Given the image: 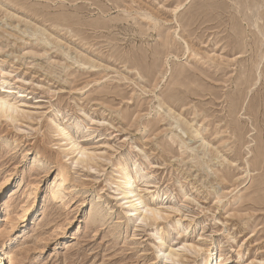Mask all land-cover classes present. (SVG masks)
<instances>
[{
	"label": "rangeland",
	"instance_id": "374dc122",
	"mask_svg": "<svg viewBox=\"0 0 264 264\" xmlns=\"http://www.w3.org/2000/svg\"><path fill=\"white\" fill-rule=\"evenodd\" d=\"M0 92L16 264H264V0H0Z\"/></svg>",
	"mask_w": 264,
	"mask_h": 264
},
{
	"label": "bare ground",
	"instance_id": "6f19581e",
	"mask_svg": "<svg viewBox=\"0 0 264 264\" xmlns=\"http://www.w3.org/2000/svg\"><path fill=\"white\" fill-rule=\"evenodd\" d=\"M10 88H11L10 86L3 85V90H2L4 91L3 93H6L7 90H10ZM3 93L0 92V114L2 116L14 117V111L17 108V106L15 105L14 102L9 101V99L5 97L7 94H3ZM55 129L58 133L63 134L65 140L71 139L70 134L65 132L60 124H57ZM77 149H81L82 154L85 153L84 152L85 150L83 149L82 146H79V144H78ZM118 165H119L118 168L121 169V182L120 183L123 186L125 185L124 187L125 194L127 197L132 199L131 200L132 207H135V210H136V209H139L142 205L141 207L142 215L144 218H148V217L158 218L162 210L159 209L157 206L153 205L151 202L149 201L145 202L144 200H142L141 194L137 191V188L129 186L133 176H131L130 172L122 165V163H119ZM60 175L62 178L60 185H62L64 182H66L67 178L64 174H60ZM59 194H60L59 190H54L52 192L53 199L58 198ZM10 202H11L10 195L7 194L6 198L4 199L3 205L9 206ZM207 250H208V257L204 260L202 264H216L215 254H214V250H215L214 245L211 244L210 246H208ZM172 253L173 252H170V255H172ZM16 258H17V254L7 251V249L4 248L0 242V264H16L15 263Z\"/></svg>",
	"mask_w": 264,
	"mask_h": 264
}]
</instances>
